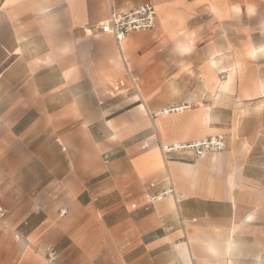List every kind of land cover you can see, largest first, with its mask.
Returning a JSON list of instances; mask_svg holds the SVG:
<instances>
[{
    "label": "crops",
    "instance_id": "obj_1",
    "mask_svg": "<svg viewBox=\"0 0 264 264\" xmlns=\"http://www.w3.org/2000/svg\"><path fill=\"white\" fill-rule=\"evenodd\" d=\"M145 3L153 30L101 33ZM260 49L264 0H0V264H51L48 247L53 264L262 259ZM218 135L227 150L200 159L160 149ZM169 178L189 199L150 205Z\"/></svg>",
    "mask_w": 264,
    "mask_h": 264
},
{
    "label": "built area",
    "instance_id": "obj_2",
    "mask_svg": "<svg viewBox=\"0 0 264 264\" xmlns=\"http://www.w3.org/2000/svg\"><path fill=\"white\" fill-rule=\"evenodd\" d=\"M157 24V12L151 3H145L137 8L123 12L112 11L109 18L102 24L100 31L103 34L111 35L118 43L124 42L132 34L137 32H148L155 28ZM190 103H181L162 108L161 110L150 114L152 120L166 117L170 114H179L190 110ZM165 161H168L172 155H192L195 159L205 157L207 154L223 153L227 150V140L223 135L209 137L202 140L180 143L169 146H160ZM109 162V157L105 156V163ZM168 185L158 192L150 193L148 200L150 205H154L166 199H172L176 204L183 203L189 198L177 191L171 178L168 179ZM6 212L0 209V228L3 227V221ZM44 258L51 264L55 263L60 254L53 248L48 247L43 252Z\"/></svg>",
    "mask_w": 264,
    "mask_h": 264
},
{
    "label": "clouds",
    "instance_id": "obj_3",
    "mask_svg": "<svg viewBox=\"0 0 264 264\" xmlns=\"http://www.w3.org/2000/svg\"><path fill=\"white\" fill-rule=\"evenodd\" d=\"M180 35L184 36V33H180ZM172 39L176 41L175 43V51L181 53V54H185L188 53V49L189 47L187 45L191 44V36H185V40H179L177 39L176 35L172 36ZM257 261H260V257L256 258Z\"/></svg>",
    "mask_w": 264,
    "mask_h": 264
},
{
    "label": "rangeland",
    "instance_id": "obj_4",
    "mask_svg": "<svg viewBox=\"0 0 264 264\" xmlns=\"http://www.w3.org/2000/svg\"><path fill=\"white\" fill-rule=\"evenodd\" d=\"M159 68H161L162 70H163V72H165V71H167V69H169V68H171V66H168V65H161V66H158ZM165 73H163V75H164ZM165 76V75H164ZM49 131H51V130H47V134H45L46 136L47 135H49ZM38 135V130H35V133L33 134V136H37ZM37 148V146L36 145H32L31 146V152L34 150V149H36ZM255 253H257V255H260V252H255ZM260 261H263V263H264V252H263V257H262V259H261V257H260ZM255 264H258V261L255 259Z\"/></svg>",
    "mask_w": 264,
    "mask_h": 264
},
{
    "label": "snow or ice",
    "instance_id": "obj_5",
    "mask_svg": "<svg viewBox=\"0 0 264 264\" xmlns=\"http://www.w3.org/2000/svg\"><path fill=\"white\" fill-rule=\"evenodd\" d=\"M237 13H239V10H236ZM252 9H249V13L251 14ZM188 51H190V48L188 49ZM261 53H264V49H260L259 50ZM251 55L254 57L256 55V52H252Z\"/></svg>",
    "mask_w": 264,
    "mask_h": 264
}]
</instances>
